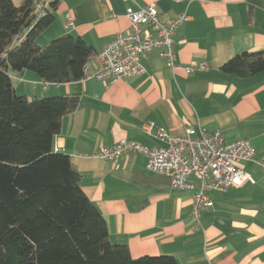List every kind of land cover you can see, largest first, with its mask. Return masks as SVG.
<instances>
[{
	"label": "crops",
	"instance_id": "0c3cea01",
	"mask_svg": "<svg viewBox=\"0 0 264 264\" xmlns=\"http://www.w3.org/2000/svg\"><path fill=\"white\" fill-rule=\"evenodd\" d=\"M11 1L19 6L24 0ZM58 1L56 28L38 36L40 47L69 34L98 52L130 32L127 7L154 3L162 22L187 15L173 34L175 63L208 66L186 73L154 49L141 59L143 71L125 78L83 76L43 89L35 72H10L15 92L29 100L78 97L52 148L69 156L79 172L81 189L103 216L109 241L126 245L134 259L170 255L179 264H264V73L238 77L221 68L242 52L264 51V0ZM159 130L170 135L190 130L193 138L202 130H220L227 142L247 140L254 154L240 167L248 179L209 192L214 204L200 211L197 223L193 190L175 189L167 175L150 172L143 155L127 152L116 163L94 156L121 139L148 148L165 145Z\"/></svg>",
	"mask_w": 264,
	"mask_h": 264
},
{
	"label": "trees",
	"instance_id": "16d2710c",
	"mask_svg": "<svg viewBox=\"0 0 264 264\" xmlns=\"http://www.w3.org/2000/svg\"><path fill=\"white\" fill-rule=\"evenodd\" d=\"M58 0L35 11L31 0H0V264H179L170 255L132 258L113 244L103 216L81 189L69 156L53 138L78 97L29 100L13 87L10 72L30 70L43 83L83 77L94 53L69 34L45 47L36 40L49 27ZM238 77L264 73V51L242 52L222 65Z\"/></svg>",
	"mask_w": 264,
	"mask_h": 264
},
{
	"label": "built area",
	"instance_id": "2783aa9c",
	"mask_svg": "<svg viewBox=\"0 0 264 264\" xmlns=\"http://www.w3.org/2000/svg\"><path fill=\"white\" fill-rule=\"evenodd\" d=\"M35 11L48 6L50 0H31ZM130 1V0H124ZM126 17L130 23L128 34H118L98 52L87 60L83 76L97 80L125 78L139 75L143 71L141 59L152 50L159 49V56L172 68L186 73L204 70V62H191L185 66L175 63L173 34L175 29L187 20L186 14H180L170 22H162L154 3L134 10L126 8ZM66 25H71L67 16ZM93 69H89L90 66ZM47 83H43L46 89ZM147 133L150 126L146 127ZM190 130L184 135H170L159 130L157 136L165 145L148 148L142 144L118 140L110 147H100L95 157L116 163L127 153H139L146 160L147 169L156 174L167 175L175 189H192L191 214L198 223L200 211L213 206L209 192L225 191L248 179L240 163L251 160L254 150L245 139L227 142L220 130L201 131V136L193 138ZM264 167V164H261Z\"/></svg>",
	"mask_w": 264,
	"mask_h": 264
},
{
	"label": "rangeland",
	"instance_id": "374dc122",
	"mask_svg": "<svg viewBox=\"0 0 264 264\" xmlns=\"http://www.w3.org/2000/svg\"><path fill=\"white\" fill-rule=\"evenodd\" d=\"M60 9V8H59ZM59 11L60 10H54L53 11V14L56 16L57 14H59ZM55 21V20H54ZM54 21H53V23L50 25L51 27H53V30L56 28V27H54L55 26V24H54ZM59 37V36H58Z\"/></svg>",
	"mask_w": 264,
	"mask_h": 264
}]
</instances>
